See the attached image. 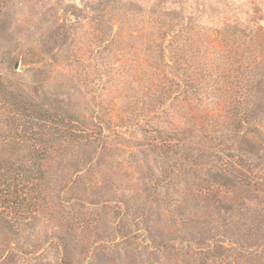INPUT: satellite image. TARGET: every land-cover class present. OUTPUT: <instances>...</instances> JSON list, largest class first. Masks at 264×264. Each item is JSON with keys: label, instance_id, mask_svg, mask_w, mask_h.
<instances>
[{"label": "rangeland", "instance_id": "rangeland-1", "mask_svg": "<svg viewBox=\"0 0 264 264\" xmlns=\"http://www.w3.org/2000/svg\"><path fill=\"white\" fill-rule=\"evenodd\" d=\"M262 57L264 0H0V112L83 133L0 190V264H264Z\"/></svg>", "mask_w": 264, "mask_h": 264}, {"label": "trees", "instance_id": "trees-1", "mask_svg": "<svg viewBox=\"0 0 264 264\" xmlns=\"http://www.w3.org/2000/svg\"><path fill=\"white\" fill-rule=\"evenodd\" d=\"M244 64L238 61L236 70L242 73L247 69V73H251L249 81H244L245 86H258L263 77L259 70L264 69V57L254 59L250 64L245 61ZM237 79L235 87L241 83L240 78ZM7 98L6 108L0 112V190L7 199L9 198L7 195H13L9 190L13 187L15 194V197L12 196L13 201H19L20 198L26 197V193L21 191L22 188L27 185H30L27 186L29 188L37 187L39 177L42 176L43 179V174L49 173L54 168L55 161L58 167V163L64 161L65 154L69 155L70 161L72 158L68 147L70 143L62 141L61 138L75 134L83 136V133H78L73 124L65 123L56 113V109L25 103L12 92L7 93ZM233 119H230L231 122H234ZM263 142L260 131L253 128L248 143L258 146ZM61 151L63 157H59ZM73 159L74 163H69V166H76L77 161L74 157ZM3 164L6 169L1 168ZM34 173L36 176H33ZM4 187L8 190L3 191ZM43 196L46 198L45 194Z\"/></svg>", "mask_w": 264, "mask_h": 264}, {"label": "water", "instance_id": "water-1", "mask_svg": "<svg viewBox=\"0 0 264 264\" xmlns=\"http://www.w3.org/2000/svg\"><path fill=\"white\" fill-rule=\"evenodd\" d=\"M14 68H15V69L17 68V64L14 65Z\"/></svg>", "mask_w": 264, "mask_h": 264}]
</instances>
